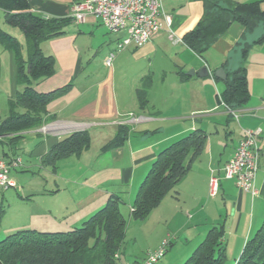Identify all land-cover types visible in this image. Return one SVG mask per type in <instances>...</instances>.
<instances>
[{
  "label": "crops",
  "instance_id": "1",
  "mask_svg": "<svg viewBox=\"0 0 264 264\" xmlns=\"http://www.w3.org/2000/svg\"><path fill=\"white\" fill-rule=\"evenodd\" d=\"M76 1L27 0L32 13L68 21L64 34L40 45L44 55L54 58V75L40 82L35 90L45 94L68 84L69 87L48 103L47 116L54 119L21 132L14 142H9L11 137H0V143L6 147L0 149V158L11 161L24 152L28 156L27 165L19 158L20 166L12 170L30 172L31 168H37L48 173L42 179L47 184L41 189L49 197L70 187L77 191L69 202L42 203L38 211L19 217L0 232L7 236L24 229L68 231L101 209L111 196L119 199L120 212L130 218L137 190L157 155L177 139L199 130L206 135L205 145L190 163L188 173L144 222L134 226L136 233L129 239L135 245L140 237L144 240L138 247L140 257L126 261L121 251L118 259L120 264L138 263L170 236V246L156 264H184L209 230L222 225L226 260L236 262L246 242L264 225V41L255 43L261 29L242 42L243 27L233 23L199 57L182 43V38L201 20L206 0H162V11L169 25L160 17L163 28L148 43L141 48L127 47L108 68L104 59L114 52L125 32L109 33L94 16L76 23L71 18ZM255 2L264 10V0H224L223 5L233 8L237 3ZM244 43L249 48L242 59ZM203 67L207 76L198 75ZM240 67L245 69L249 97L235 111V118L223 107L221 97L228 73ZM219 68L224 70L225 80L215 76ZM0 73L7 85L8 100L14 98L22 87L16 81L13 55L2 48ZM138 91L145 93L144 106L138 102ZM121 128L127 129L126 136L110 145ZM257 128L261 130L257 139L260 151L255 181L257 196L251 197L233 181L220 178L218 193L210 198L211 171L221 177V169L233 156L244 131ZM80 131L89 135L86 149L58 161L54 168L43 165L42 158L53 146ZM61 170H69L71 174L65 176ZM50 178L52 183L47 189ZM5 191L8 190L0 188V214L5 211ZM26 198L33 203L34 199ZM149 217L157 220L147 231L144 229ZM134 254L137 251L131 249L129 255Z\"/></svg>",
  "mask_w": 264,
  "mask_h": 264
},
{
  "label": "trees",
  "instance_id": "2",
  "mask_svg": "<svg viewBox=\"0 0 264 264\" xmlns=\"http://www.w3.org/2000/svg\"><path fill=\"white\" fill-rule=\"evenodd\" d=\"M223 1L206 0L201 20L182 38V43L199 57L233 23L243 27L242 42L258 29L262 34L255 43L264 41V10L258 2L237 3L228 8ZM0 12V23L21 30L26 48L24 57L21 43L0 26V48L13 55L17 67L16 81L22 87L14 98L8 100V114L0 122V137H11L9 142H14L20 138L21 132L41 127L54 119L47 116L48 103L69 87L68 84L45 94L35 90L40 82L54 75V58L44 55L40 45L64 34L68 21L32 13L27 0H0ZM248 48L249 44L242 45V59L246 57ZM137 97L140 106L146 105L143 91H138ZM248 97L245 69L240 67L228 73L222 103L235 112L247 102ZM126 131V128H121L110 145L121 142ZM205 141L206 135L195 130L157 155L137 190L130 218L142 221L160 204L188 173L190 163L200 155ZM88 145L87 132L71 133L53 146L42 158V163L54 168L58 161L79 155ZM16 159L2 160L11 164ZM18 166L20 163L10 171ZM120 206L119 199L111 196L101 209L71 230L38 232L24 229L9 234L0 241V264H120L118 254L122 251L127 226ZM223 233L222 225L210 229L184 264H225ZM235 264H264V225L255 237L246 242Z\"/></svg>",
  "mask_w": 264,
  "mask_h": 264
},
{
  "label": "built area",
  "instance_id": "3",
  "mask_svg": "<svg viewBox=\"0 0 264 264\" xmlns=\"http://www.w3.org/2000/svg\"><path fill=\"white\" fill-rule=\"evenodd\" d=\"M87 16H94L109 33L125 32V36L116 43L115 52L109 53L104 59V65L108 68L112 65L115 53H120L129 46L141 48L148 43L151 36L163 28L160 17L165 18L166 25H169L168 18L162 11V0H77L72 6L71 18L76 23H82ZM222 105L236 118L234 111L229 110L224 103ZM260 134L259 128L244 131L233 156L221 169V177L211 171L208 180L210 198L217 195L220 178L233 181L239 190L250 194L251 197L257 196L255 181L260 160L257 139ZM19 163V159L11 164L0 159L2 190L16 187V182L9 173L11 167ZM169 244L170 236H167L155 250L149 251L142 261L134 264H156L164 257Z\"/></svg>",
  "mask_w": 264,
  "mask_h": 264
},
{
  "label": "rangeland",
  "instance_id": "4",
  "mask_svg": "<svg viewBox=\"0 0 264 264\" xmlns=\"http://www.w3.org/2000/svg\"><path fill=\"white\" fill-rule=\"evenodd\" d=\"M0 15H1V12H0ZM0 26L3 31L9 33L21 43L23 47L22 55L25 57L26 55L25 39H24V36L21 30L17 28H12L3 23H0ZM115 48L116 46L114 47V52H115ZM118 54L119 53H115V56ZM104 70H107V69H104ZM5 86L7 87V85H5L4 83L3 75L0 73V121L4 119L6 115L8 114V105H7L8 102L7 101L9 98V94L6 91ZM95 143H96V140H95ZM2 148L6 149V147L2 143H0V149ZM18 157L23 159L24 165H27L26 160L28 159V156L24 152H19ZM33 160H37V159H33ZM69 172H70L69 170L68 171L61 170V173L65 176L68 174H71ZM47 174L48 173L44 171L40 172V169H37V168H31L30 172L28 170L26 171L25 170L24 171L11 170L10 171V177L14 179V181L17 184V187L10 188L8 189L7 192L6 191L3 192L4 193L3 194V197H4V200H3L4 207L3 208L5 209V211L0 216V231L2 230L3 227H5V225L10 224V222L18 221L17 219L19 217H22L23 215H29L32 212L38 211L39 210L38 208L41 206L42 203H44L43 205H46L49 202H52V203H57L58 205H60V203L62 202H65V201L69 202V199H72V197L75 196V192L77 191V189L73 187L68 188L67 191L66 190L62 191L57 196L54 195V196L49 197L47 196L46 193H43L41 187L43 184L45 185L47 183L43 182L42 179L47 178ZM50 183H52L51 178L49 179L48 185L46 186L47 189H49ZM172 191H174V189ZM32 194L34 195L30 196ZM43 194H46V195H43ZM0 196H1V193H0ZM26 197H30L31 199H34L33 203H29ZM151 212L150 214H152ZM123 216L127 220V226L125 229L124 245L122 249L123 253L121 257L123 260L132 262L134 261V259L140 257V253H138L140 250L138 249V247L142 245V242L144 240L142 239V237H140V239L138 240L136 244L137 246H136L134 242L131 241L129 238L133 237V235H135L136 233V228L134 226L136 224H141L143 220L138 221L132 218H128L127 214H124V213H123ZM149 218L150 219H148L145 223L147 224L145 227L146 229H144L147 231L150 230V228L154 226V222H156L157 220V217H149ZM130 223L132 225L129 228ZM5 237L6 236L0 232V241L4 239ZM131 249L136 250L137 254H134L133 256L129 255V251ZM225 264H235V261L226 260Z\"/></svg>",
  "mask_w": 264,
  "mask_h": 264
},
{
  "label": "water",
  "instance_id": "5",
  "mask_svg": "<svg viewBox=\"0 0 264 264\" xmlns=\"http://www.w3.org/2000/svg\"><path fill=\"white\" fill-rule=\"evenodd\" d=\"M189 74L192 75V71H190ZM214 74L217 78H220L221 80H225V78H226L225 72L222 68H219L218 70H216V72ZM198 75L199 76H207L208 75L207 69L204 67L201 68L198 71Z\"/></svg>",
  "mask_w": 264,
  "mask_h": 264
}]
</instances>
